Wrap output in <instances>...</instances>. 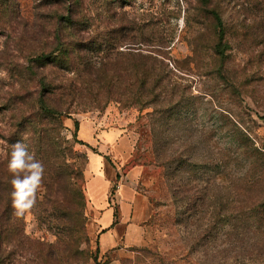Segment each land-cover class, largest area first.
<instances>
[{"label":"trees","instance_id":"obj_1","mask_svg":"<svg viewBox=\"0 0 264 264\" xmlns=\"http://www.w3.org/2000/svg\"><path fill=\"white\" fill-rule=\"evenodd\" d=\"M62 1L40 4L36 20L41 36L25 30L15 37L18 3L0 0V31L8 38L0 49V66L11 79L0 100L2 108L12 109L15 122L7 155L0 159V264L26 248V258L32 256L27 264H88L98 257V251L85 248L86 200L78 185L82 172L70 161L75 153L64 135L65 118L82 108L103 110L110 103L140 112L151 109L148 115L158 138L169 131L175 114L193 103L181 73L208 78L230 100L246 97L250 75L245 67L232 71L229 61L235 50L246 55L250 47L264 49V0H183L182 31L190 51L183 60L170 55L176 35L169 25L181 17L180 6L169 10L162 5L131 16L120 5L124 0H65L67 5L59 6ZM227 3L233 6L231 14ZM205 93L214 96L211 90ZM17 141L45 166V195L37 197L30 213L58 233L55 244L29 239L24 217L14 215L7 161ZM250 150L264 157L259 148ZM226 224L238 228L235 222ZM244 224L252 227L250 219ZM231 245V251L238 246L235 240ZM233 257L227 264L238 263Z\"/></svg>","mask_w":264,"mask_h":264},{"label":"rangeland","instance_id":"obj_2","mask_svg":"<svg viewBox=\"0 0 264 264\" xmlns=\"http://www.w3.org/2000/svg\"><path fill=\"white\" fill-rule=\"evenodd\" d=\"M16 1L21 24L16 25L14 36L25 30L29 35L41 36L36 13L44 0ZM65 5V0L59 4ZM120 5L131 16L155 11L162 5L169 10L180 6L181 17L172 19L169 25L175 28L176 35L170 55L176 60L189 55L182 31L187 8L183 0H124ZM226 10L228 14L234 12L229 3ZM7 41L6 34L0 31V49ZM261 51L264 49L257 46L250 47L246 55L235 50L229 61L232 71L245 67L250 75L252 86L246 97L230 100L208 78L181 73L193 103L175 114L169 131L158 138L148 115L151 109L140 112L110 103L103 110L82 108L64 119V135L73 143L75 153L70 161L82 172L78 185L86 200L85 248L98 251L96 261L88 264H227L233 256L238 257L237 264H264V207H260L264 202V157L249 153L257 147L264 154ZM10 82L0 66L1 100L10 90ZM209 90L215 97L205 93ZM1 100L0 159L7 155L15 123L12 109L2 108ZM75 121L79 123L78 130ZM111 134L119 138H106ZM111 141H115L114 145L124 141L126 147L113 154ZM91 157L105 164L107 175L116 181L115 190L128 185L135 194L129 221H117L120 241L105 254H101L96 236L98 213L86 195ZM44 195L42 185L37 197L42 199ZM111 198L119 220L121 211L114 191ZM250 208L256 211L251 213ZM246 219L251 220L252 227H245ZM227 222L237 223L238 228L233 230ZM24 228L33 241L49 245L58 241V233L39 223L30 212L24 216ZM234 240L238 246L231 251ZM26 249L17 251L8 264H27L26 259L32 256L26 258Z\"/></svg>","mask_w":264,"mask_h":264},{"label":"crops","instance_id":"obj_3","mask_svg":"<svg viewBox=\"0 0 264 264\" xmlns=\"http://www.w3.org/2000/svg\"><path fill=\"white\" fill-rule=\"evenodd\" d=\"M107 135V134H106ZM106 138H119L115 135H108ZM122 138V137H120ZM111 141L112 153L118 154L117 150H123L126 147L125 142L120 144ZM114 145V146H113ZM108 147V146H107ZM92 160V157H91ZM90 167V177L86 184L87 199L92 207L98 213L96 230L99 240L101 254L113 249L117 241H120L118 235L117 221L119 224L129 221V210L135 201L134 191L128 185H121L115 190L116 181L113 177L107 175V167L102 161L93 159ZM114 189V190H113ZM113 191L118 202L121 216H115L116 212L112 205ZM128 214V215H127Z\"/></svg>","mask_w":264,"mask_h":264},{"label":"clouds","instance_id":"obj_4","mask_svg":"<svg viewBox=\"0 0 264 264\" xmlns=\"http://www.w3.org/2000/svg\"><path fill=\"white\" fill-rule=\"evenodd\" d=\"M7 169L12 176L11 206L14 215L22 218L36 206L45 166L25 143L17 141L11 145Z\"/></svg>","mask_w":264,"mask_h":264}]
</instances>
